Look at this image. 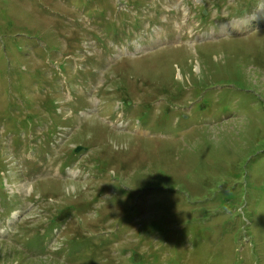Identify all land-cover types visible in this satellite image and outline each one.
Returning a JSON list of instances; mask_svg holds the SVG:
<instances>
[{
    "label": "rangeland",
    "instance_id": "1",
    "mask_svg": "<svg viewBox=\"0 0 264 264\" xmlns=\"http://www.w3.org/2000/svg\"><path fill=\"white\" fill-rule=\"evenodd\" d=\"M0 264H264V0H0Z\"/></svg>",
    "mask_w": 264,
    "mask_h": 264
},
{
    "label": "water",
    "instance_id": "2",
    "mask_svg": "<svg viewBox=\"0 0 264 264\" xmlns=\"http://www.w3.org/2000/svg\"><path fill=\"white\" fill-rule=\"evenodd\" d=\"M81 151H84V149H82L81 147H77V148L74 150L75 153H79V152H81Z\"/></svg>",
    "mask_w": 264,
    "mask_h": 264
},
{
    "label": "bare ground",
    "instance_id": "3",
    "mask_svg": "<svg viewBox=\"0 0 264 264\" xmlns=\"http://www.w3.org/2000/svg\"><path fill=\"white\" fill-rule=\"evenodd\" d=\"M256 18H258V19H259V17H256Z\"/></svg>",
    "mask_w": 264,
    "mask_h": 264
}]
</instances>
